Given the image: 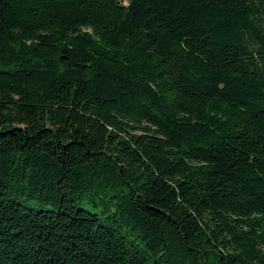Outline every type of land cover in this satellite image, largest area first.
<instances>
[{"label":"trees","instance_id":"obj_1","mask_svg":"<svg viewBox=\"0 0 264 264\" xmlns=\"http://www.w3.org/2000/svg\"><path fill=\"white\" fill-rule=\"evenodd\" d=\"M0 264H264V0H0Z\"/></svg>","mask_w":264,"mask_h":264},{"label":"rangeland","instance_id":"obj_2","mask_svg":"<svg viewBox=\"0 0 264 264\" xmlns=\"http://www.w3.org/2000/svg\"><path fill=\"white\" fill-rule=\"evenodd\" d=\"M120 2H121L123 5H127V4H128V0H120Z\"/></svg>","mask_w":264,"mask_h":264}]
</instances>
